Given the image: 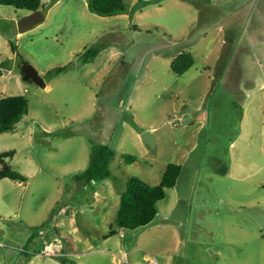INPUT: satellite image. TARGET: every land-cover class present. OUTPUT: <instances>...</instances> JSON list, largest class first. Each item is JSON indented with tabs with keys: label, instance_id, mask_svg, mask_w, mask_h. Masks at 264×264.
I'll list each match as a JSON object with an SVG mask.
<instances>
[{
	"label": "rangeland",
	"instance_id": "1",
	"mask_svg": "<svg viewBox=\"0 0 264 264\" xmlns=\"http://www.w3.org/2000/svg\"><path fill=\"white\" fill-rule=\"evenodd\" d=\"M124 6L100 17L87 0H41L43 21L24 33L29 13L0 6V95L28 103L0 134L26 179H0V264H264V0ZM182 53L195 62L178 77ZM98 145L115 153L112 179L77 180ZM172 163L181 173L154 220L118 228L117 189L132 176L155 186Z\"/></svg>",
	"mask_w": 264,
	"mask_h": 264
},
{
	"label": "trees",
	"instance_id": "2",
	"mask_svg": "<svg viewBox=\"0 0 264 264\" xmlns=\"http://www.w3.org/2000/svg\"><path fill=\"white\" fill-rule=\"evenodd\" d=\"M0 6H9L16 10H24L28 13L40 11L41 0H0ZM88 10L100 17H112L124 14V0H87ZM98 48H91L84 52V63L92 62L98 55ZM194 58L190 53H182L176 56L170 64V71L176 76H182L194 65ZM63 68L47 72L51 77L61 73ZM28 110L27 100L23 96L0 95V134L11 132L20 122ZM13 152L0 153V179L24 182L26 179L12 170L9 160ZM114 151L107 145H98L93 149L89 165L84 172L76 176L77 180H85L86 184H99L112 179L109 169L114 158ZM126 164L135 162V157L122 155ZM160 182L150 186L140 178L132 176L127 178L123 190L120 192L116 210L115 225L120 229L135 230L149 225L156 216V204L165 198V190L173 188L181 173V166L168 164L163 170ZM117 187V186H116ZM112 228V227H111ZM116 232L110 229L105 237L112 236Z\"/></svg>",
	"mask_w": 264,
	"mask_h": 264
},
{
	"label": "water",
	"instance_id": "3",
	"mask_svg": "<svg viewBox=\"0 0 264 264\" xmlns=\"http://www.w3.org/2000/svg\"><path fill=\"white\" fill-rule=\"evenodd\" d=\"M44 19V15L41 11H36L33 13H29L27 16H24L17 23V30L19 33H24L26 30L31 29L36 24L42 22ZM21 68V76L24 81L34 83L35 85L44 88L46 87L42 78H40L34 68L28 65H22ZM140 139L145 146H147L150 150L154 149L155 138L151 133L145 132L141 134Z\"/></svg>",
	"mask_w": 264,
	"mask_h": 264
},
{
	"label": "built area",
	"instance_id": "4",
	"mask_svg": "<svg viewBox=\"0 0 264 264\" xmlns=\"http://www.w3.org/2000/svg\"><path fill=\"white\" fill-rule=\"evenodd\" d=\"M148 264H158V263L155 260H152Z\"/></svg>",
	"mask_w": 264,
	"mask_h": 264
}]
</instances>
